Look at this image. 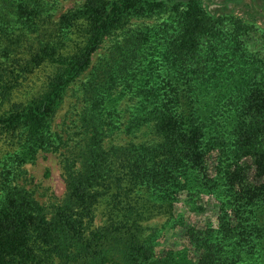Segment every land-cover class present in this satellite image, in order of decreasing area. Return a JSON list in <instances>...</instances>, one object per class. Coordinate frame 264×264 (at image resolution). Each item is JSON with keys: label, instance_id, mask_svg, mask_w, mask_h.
<instances>
[{"label": "trees", "instance_id": "1", "mask_svg": "<svg viewBox=\"0 0 264 264\" xmlns=\"http://www.w3.org/2000/svg\"><path fill=\"white\" fill-rule=\"evenodd\" d=\"M52 7L0 0V264H264V33L200 0ZM73 89L77 138L54 127ZM40 152L63 157L52 203L26 186ZM182 197L216 202L217 227ZM152 213L168 221L143 238Z\"/></svg>", "mask_w": 264, "mask_h": 264}, {"label": "rangeland", "instance_id": "2", "mask_svg": "<svg viewBox=\"0 0 264 264\" xmlns=\"http://www.w3.org/2000/svg\"><path fill=\"white\" fill-rule=\"evenodd\" d=\"M52 7L53 20L58 21L60 17L65 14L69 9L75 6H81L85 0H47ZM202 6L215 17L221 16H233L246 24L255 25L258 31L264 33V0H200ZM48 32L51 28L47 29ZM48 34V33H47ZM35 37V36H34ZM264 37V36H263ZM105 53V49L100 50L94 57V63L100 59ZM46 73L40 71L35 75H28L24 82V86L21 88L20 93L24 90L39 89V84L44 80ZM78 85L75 86L77 90ZM7 110V106L0 107V115ZM78 101L75 97V91L69 93L64 105L59 111L55 120V130H65L69 132L72 138H77L75 133L78 131ZM128 139V138H127ZM126 139V140H127ZM139 143L140 139L137 140ZM128 142H130L128 140ZM6 138L0 137V156L3 155L4 150L7 148ZM63 157L61 153H43L40 152L37 155V159L33 164H27L24 169L28 172L26 186L29 189H33L36 192V196L41 202L52 203L55 200L62 199L66 192V185L63 178ZM180 203H177V209H181L180 212L185 215V220L194 225V222H199L200 226L206 224L209 219L211 223L218 224L216 219V212L218 211L217 203L211 198L207 199L201 205L204 208V212H194L187 206V198L182 197ZM105 218L98 213L96 219V226L99 227L104 224ZM168 221V216L163 214L152 213L150 216L144 218L140 222V228L143 238H147L153 229L162 228ZM217 227V225H216ZM182 232L180 230H167L162 237L161 246L158 247V253L164 252L165 248L175 249L177 246L185 243ZM116 253V251H115ZM114 254V252H113ZM193 254H191L192 257Z\"/></svg>", "mask_w": 264, "mask_h": 264}]
</instances>
